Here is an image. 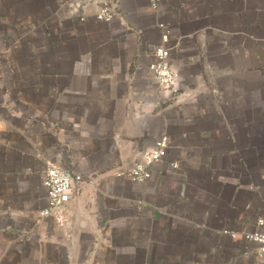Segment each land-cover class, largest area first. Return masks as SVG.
Listing matches in <instances>:
<instances>
[{
    "label": "crops",
    "instance_id": "0c3cea01",
    "mask_svg": "<svg viewBox=\"0 0 264 264\" xmlns=\"http://www.w3.org/2000/svg\"><path fill=\"white\" fill-rule=\"evenodd\" d=\"M48 161L81 176L63 227L39 217ZM260 220L264 0H0V264H264Z\"/></svg>",
    "mask_w": 264,
    "mask_h": 264
},
{
    "label": "built area",
    "instance_id": "2783aa9c",
    "mask_svg": "<svg viewBox=\"0 0 264 264\" xmlns=\"http://www.w3.org/2000/svg\"><path fill=\"white\" fill-rule=\"evenodd\" d=\"M151 7L156 8L160 0H149ZM112 11L104 6L97 14L100 21H111ZM167 35H162L161 43L155 50L154 59L149 65L152 81L157 89L170 92L174 96L179 90L180 77L170 62V49L167 48ZM169 139L161 136L155 141L154 147L145 153L141 162L136 164L128 175L134 182L145 183L151 178L152 169L159 165L167 156ZM178 168V163L172 164ZM81 176L75 175L63 168L62 165L48 161L43 181L46 190L48 206L39 212L41 219H52L57 227H63L67 221L66 208L72 197L74 183L79 182ZM262 231L251 236L258 244L257 252L264 255V220L258 222Z\"/></svg>",
    "mask_w": 264,
    "mask_h": 264
}]
</instances>
